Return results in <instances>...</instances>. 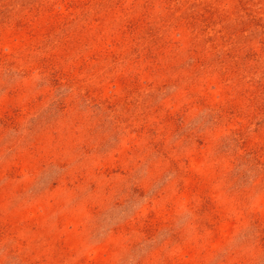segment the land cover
Masks as SVG:
<instances>
[{"label": "rangeland", "instance_id": "1", "mask_svg": "<svg viewBox=\"0 0 264 264\" xmlns=\"http://www.w3.org/2000/svg\"><path fill=\"white\" fill-rule=\"evenodd\" d=\"M0 264H264V0H0Z\"/></svg>", "mask_w": 264, "mask_h": 264}]
</instances>
